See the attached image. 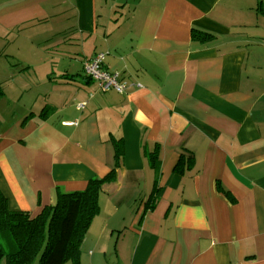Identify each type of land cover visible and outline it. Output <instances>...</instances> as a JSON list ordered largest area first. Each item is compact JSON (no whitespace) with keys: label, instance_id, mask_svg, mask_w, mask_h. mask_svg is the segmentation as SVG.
Instances as JSON below:
<instances>
[{"label":"crops","instance_id":"0c3cea01","mask_svg":"<svg viewBox=\"0 0 264 264\" xmlns=\"http://www.w3.org/2000/svg\"><path fill=\"white\" fill-rule=\"evenodd\" d=\"M100 180L65 264H264V0H0L9 208Z\"/></svg>","mask_w":264,"mask_h":264},{"label":"trees","instance_id":"16d2710c","mask_svg":"<svg viewBox=\"0 0 264 264\" xmlns=\"http://www.w3.org/2000/svg\"><path fill=\"white\" fill-rule=\"evenodd\" d=\"M102 183L93 181L85 192L64 194L59 203L46 207L36 218L11 210L0 190V258L4 264L78 261L84 235L99 209L97 195Z\"/></svg>","mask_w":264,"mask_h":264},{"label":"built area","instance_id":"2783aa9c","mask_svg":"<svg viewBox=\"0 0 264 264\" xmlns=\"http://www.w3.org/2000/svg\"><path fill=\"white\" fill-rule=\"evenodd\" d=\"M106 54L100 53L85 63L86 75L96 81L101 91L115 90L120 94H126L128 84L124 82L119 73H111L105 67ZM85 104H79L78 109L83 110Z\"/></svg>","mask_w":264,"mask_h":264}]
</instances>
